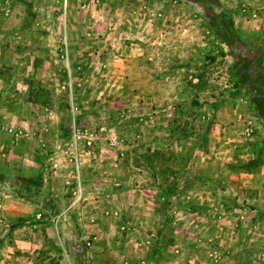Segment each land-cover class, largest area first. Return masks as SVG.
Here are the masks:
<instances>
[{
    "label": "rangeland",
    "instance_id": "1",
    "mask_svg": "<svg viewBox=\"0 0 264 264\" xmlns=\"http://www.w3.org/2000/svg\"><path fill=\"white\" fill-rule=\"evenodd\" d=\"M25 262L264 264V0H0V264Z\"/></svg>",
    "mask_w": 264,
    "mask_h": 264
},
{
    "label": "crops",
    "instance_id": "2",
    "mask_svg": "<svg viewBox=\"0 0 264 264\" xmlns=\"http://www.w3.org/2000/svg\"><path fill=\"white\" fill-rule=\"evenodd\" d=\"M15 243H13L12 244V249L13 250H19V247H24V246H27V243L26 242H23V240H21V241H18L17 242V240L16 241H14ZM17 243H18V245H17ZM29 246V245H28ZM29 250V249H28ZM27 262H25V264H26ZM29 264H31V262H29ZM33 264H38L37 262H33Z\"/></svg>",
    "mask_w": 264,
    "mask_h": 264
}]
</instances>
